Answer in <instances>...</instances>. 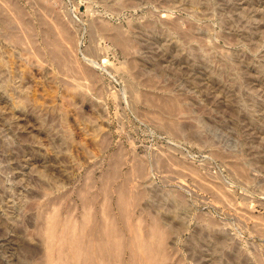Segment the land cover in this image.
<instances>
[{
  "label": "rangeland",
  "instance_id": "rangeland-1",
  "mask_svg": "<svg viewBox=\"0 0 264 264\" xmlns=\"http://www.w3.org/2000/svg\"><path fill=\"white\" fill-rule=\"evenodd\" d=\"M0 1V264H46L82 189L126 237L157 218L166 264H264V0Z\"/></svg>",
  "mask_w": 264,
  "mask_h": 264
},
{
  "label": "bare ground",
  "instance_id": "bare-ground-1",
  "mask_svg": "<svg viewBox=\"0 0 264 264\" xmlns=\"http://www.w3.org/2000/svg\"><path fill=\"white\" fill-rule=\"evenodd\" d=\"M0 9H5V6L1 1ZM21 37L22 35L17 33V39L22 41L23 38ZM60 37H62V41ZM60 37L58 38L57 45H55L56 49L53 48L54 51L56 50V53H52L56 56L55 57L53 55L55 57V60H57L56 58L58 57L59 59H63V57L65 58L66 56H64L62 51L67 52L68 49L71 48L69 46L70 44L68 45V43H65V40H63V36ZM68 37L69 36L66 37L67 41L70 40V37ZM115 39L118 43L123 45L125 51L128 52L132 50L131 40H128V38L126 39L120 35H116ZM68 53H66L67 58ZM60 54L62 55V57H60ZM61 61H59L58 63H61ZM66 61L64 62V64L62 62V66H65ZM67 64L68 63H66V67L71 66V64ZM70 69L74 70V68ZM65 70H68V67ZM128 187L129 186H127L125 183H122L117 188V205L119 209L122 210V216L124 217V219L130 216L127 206L128 204H130L129 199L131 198L128 197L130 193L133 194L131 195L132 201L137 204L141 203V199L144 196L143 189H139L136 187H134L133 189L131 187ZM79 191L81 196L80 199L82 209V213L80 216H74L75 211L66 213V215H62V213H60V211L57 209L46 208L45 213H42V216L40 215L41 219L38 218L40 220L39 226L37 227L38 233L44 238V244L46 245L44 257L42 255L46 264L167 263L169 253L167 252L166 232L165 228H163L164 226L157 218H153L150 224H143V226L146 227H141L144 231V234H137L134 230L131 229L132 232L130 236L126 237L122 234L121 230L118 228L115 222L110 221L108 224H105L104 222L99 221L97 217L89 210L88 201L84 194V189ZM126 247L130 250V254L129 259L127 261H124L121 258V252ZM26 261H24V263Z\"/></svg>",
  "mask_w": 264,
  "mask_h": 264
}]
</instances>
